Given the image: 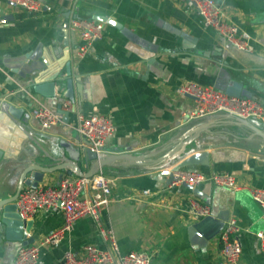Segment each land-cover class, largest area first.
Segmentation results:
<instances>
[{"label":"crops","instance_id":"0c3cea01","mask_svg":"<svg viewBox=\"0 0 264 264\" xmlns=\"http://www.w3.org/2000/svg\"><path fill=\"white\" fill-rule=\"evenodd\" d=\"M40 1L42 9L31 12L0 0L3 15L9 16L0 23V198L15 193L28 164H55L40 156L39 144L50 152L52 142L65 156L79 157L78 164L88 168L85 150L89 147L74 128L78 112L106 114L112 119L114 132L103 154H140L162 146L169 150L189 130L199 127L202 132L187 146L186 154L207 151L209 164L185 169L228 172L250 187L264 188V141L253 137L248 128L233 124L227 113L188 119L192 101L178 93L187 80L222 89L231 77V82L240 80L253 92L250 98L264 103V0H215L253 51L238 49L206 26L187 0ZM97 15L112 17L120 26L104 22L103 37L79 57L80 40L70 30V21ZM26 55L39 56L37 63L48 62L43 72L50 79L57 75L55 97L37 95L23 76V66L35 61ZM68 78L73 79L74 99L65 97ZM37 101L57 112L61 103L71 101L69 121L43 130L32 115ZM5 104L20 109L19 118L5 111ZM163 168L103 169L117 182L111 203L102 210L101 223L115 235L122 253L146 250L153 256L152 264H215L222 261L223 228L235 217L241 226L242 255L232 264H264L257 236L264 231L263 209L249 188L234 190L206 181L195 186V191L168 184L160 175ZM68 174V170L49 173L40 185H56ZM193 198L210 206L211 216L219 222L215 228H222L206 244L200 232H190L202 219L193 212ZM32 221L31 244L58 229L64 213L52 208ZM87 244L107 246L91 216L77 220L58 246L42 247L38 264H64L66 252L80 254ZM23 245L21 241L0 242V264H12Z\"/></svg>","mask_w":264,"mask_h":264},{"label":"built area","instance_id":"2783aa9c","mask_svg":"<svg viewBox=\"0 0 264 264\" xmlns=\"http://www.w3.org/2000/svg\"><path fill=\"white\" fill-rule=\"evenodd\" d=\"M10 4L36 12L42 9L40 0H7ZM191 2L203 17L206 26L213 28L227 42L244 51H253V45L244 38L237 25L228 22L225 11L215 0H187ZM0 8V23L7 20L3 17ZM70 30L79 37L77 55L84 57L93 43L103 37L104 22L75 17L70 21ZM178 93L192 101V108L188 112V119H198L218 113H228L243 119L256 118L264 122V103L245 96H232L224 90L203 86L194 81L183 82ZM71 101H65L62 109L70 111ZM33 117L39 122L43 130H48L63 121V114L48 108L42 101L32 110ZM74 128L87 146L97 155L103 154L106 142L114 132L112 119L106 114L86 116L81 112L76 115ZM160 175L173 176L172 185L189 184L198 186L203 182H212L217 186L228 187L234 190L249 188L253 199L263 209L264 218V188L250 187L241 182L235 174L215 173L206 174L198 170L179 169L173 166L160 170ZM117 178L106 174L103 169L91 177L68 174L60 178L56 185L27 186L22 189L16 200L18 212L22 219L32 220L41 211L60 208L64 213L63 224L42 240L23 245L17 252L12 264H38L41 248L58 246L74 223L85 216H91L97 222L100 232L106 240V248L95 244H87L80 254L68 251L64 255V264H152L153 256L146 250H133L122 253L112 231L107 230L101 223V213L104 207L112 201L113 188ZM193 212L200 218L212 214L208 204L193 198L191 201ZM241 226L238 220L230 218L221 233L222 261L215 264H232L240 260L242 244L239 239ZM260 248L264 254V231L257 233Z\"/></svg>","mask_w":264,"mask_h":264},{"label":"water","instance_id":"95a60500","mask_svg":"<svg viewBox=\"0 0 264 264\" xmlns=\"http://www.w3.org/2000/svg\"><path fill=\"white\" fill-rule=\"evenodd\" d=\"M6 20L9 19L8 15L3 16ZM93 20L102 21L108 24L120 26V24L112 17H107L103 15L93 16L90 18ZM38 56V55H37ZM26 57L34 59L35 61L32 64H26L23 66V76L27 77L30 81L31 86L37 95H42L44 97H55L56 96V84H57V75L50 79L47 77V73L43 72V69L47 67L48 62L45 60H41L40 63L36 61L39 60V56H30L26 55ZM23 61H26L25 58ZM68 74H71V66L67 64ZM67 91L65 97L73 98V79L68 78L66 81ZM222 90H224L227 94L232 96H245L252 97L253 92L250 91L245 84L240 80H233L231 82V77H229L228 82L222 86ZM59 112L63 114V121H69V111L62 109V103L59 105ZM5 111H9L11 115L16 118H19L20 109L10 106L9 104H5ZM228 114V113H227ZM229 118L232 119L233 124L237 126H243L252 131V136H259L264 141V122L256 119L249 118L243 119L237 116H233L228 114ZM202 132V129L199 127H194L189 130L188 134H185L183 138H180L174 147L166 150L163 146L151 150L149 152H144L140 154H133L129 152L122 153H112V154H101L97 155L90 148L85 150L87 160L90 162V165L85 170L78 163L80 158L68 157L65 156L64 153L60 151V149L52 142L50 144V152L45 150L41 144L40 147L43 151V155H40L43 159L48 158L53 161L55 164H49L46 162L41 163H32L25 166L19 183L17 190L11 196L0 198V242L3 240L7 241H21L24 245L31 244L34 239L29 238L28 234L33 228L32 220H24L21 218L16 200L18 198L19 193L26 186L37 187L39 186L45 179L46 175L49 173H53L57 170H68L69 174L76 175H84L91 177L96 174L101 169L110 166H142V167H169L173 166L174 170L185 169L192 166L198 165H208L209 164V154L207 151H198L190 154L187 153V146L195 140L199 134ZM251 135V134H250ZM161 152H164L163 155L158 156ZM3 158V151L0 150V163ZM71 163H70V162ZM166 181L168 184H172L173 176L170 175L166 177ZM184 186L197 190L195 186L189 184H183ZM218 220L213 216L209 215L202 218L199 222L195 223L190 232L198 231L201 235H203V243L206 244L209 240L216 237L220 231L221 226L216 227L218 225Z\"/></svg>","mask_w":264,"mask_h":264}]
</instances>
